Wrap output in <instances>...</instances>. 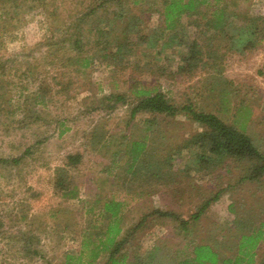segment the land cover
I'll return each mask as SVG.
<instances>
[{
  "label": "rangeland",
  "instance_id": "rangeland-1",
  "mask_svg": "<svg viewBox=\"0 0 264 264\" xmlns=\"http://www.w3.org/2000/svg\"><path fill=\"white\" fill-rule=\"evenodd\" d=\"M102 1L0 0V264H91L90 249L106 240L109 222L99 210L112 196L124 201L121 228L123 235L131 233L125 248L129 254L143 253L155 244L163 249L161 255L179 260L193 241L211 244L223 256H235L243 228L240 218L248 226L264 220V176L241 180L246 162L226 160L216 165L189 156L183 144L203 128L184 110L167 118L157 115L156 125L149 129L145 120L154 115L144 112L131 119L130 103L135 82L158 87L180 108L192 104L237 124L264 151V30L254 48L213 40V45L221 42L216 45L219 53L207 66L205 53L198 65L188 66L180 59L183 49L195 55L190 44L209 34L205 25L189 21L201 19V14L183 17L185 27L178 31L183 48L158 53L145 42L134 44L131 57L122 61L111 53L98 57L86 74L67 66L60 58L63 51L55 60L46 44L62 30H77L82 13ZM124 1L127 20L133 14L141 18L125 33L118 23L107 44L109 52L116 45L137 41L138 34L148 41L162 31V0H148L153 5L142 7ZM228 1V9L237 16L235 23L246 30L252 32L255 25L246 24L245 17L264 20V0ZM104 5L97 11L99 17L106 15L105 10L119 9L115 0ZM86 24L89 29L91 24ZM91 42L87 48L95 52L96 41ZM113 93L126 94L127 99H113L109 103L114 108H107L108 100L101 101ZM147 135L153 139L146 161L154 163L158 174L147 177L142 171L131 177L125 171L126 149ZM178 147L185 153L165 162ZM76 152L83 157L76 167H68L67 181L78 186V195L70 198L58 186L61 177L56 169ZM20 156L15 163L13 158ZM115 158H120V167L112 166ZM217 193L219 198L201 217L192 219ZM157 209L178 216H160ZM181 220L190 221L188 230ZM68 254L74 263L67 262ZM106 254L103 251L94 264H103ZM262 258L264 241L258 248L257 259Z\"/></svg>",
  "mask_w": 264,
  "mask_h": 264
},
{
  "label": "trees",
  "instance_id": "trees-1",
  "mask_svg": "<svg viewBox=\"0 0 264 264\" xmlns=\"http://www.w3.org/2000/svg\"><path fill=\"white\" fill-rule=\"evenodd\" d=\"M114 0H103L98 5H91L86 12L82 13L79 22L75 27L77 30L68 32L69 30H62L58 36H55L54 41L46 44L49 47V51L53 52L55 60L58 59V53L63 51L61 60L64 61L67 66L74 67L77 71L86 72V69L94 67V62L98 57L106 58L109 53L114 56L115 60L122 61L127 57H131L135 53L134 44L146 43V47L156 52H166L171 48L179 49L186 47L183 42V38L179 36L178 31L183 30L185 24L183 22L184 16H193L201 14V19H191L197 23V25H205V28L209 31L207 36L201 40L196 39L190 48H195L194 52L185 51L180 52V59L186 61L188 66L193 64L198 65L203 61V55L205 59L203 65L207 66L213 59L212 56L218 57V50L221 42L213 45V40H231L238 48L241 45L245 48H254L261 42V33L264 30V26H259L260 23H264L262 16H248L244 18L246 24L252 23L255 25V30H246L247 27H242L235 23L236 14L234 11H230L228 0H162V8H160V19L162 21V31L159 35H152V39L148 41L141 38L142 34H138L136 40L132 39L128 45H116L115 49L111 52L107 50V44L112 31L116 29L118 23L124 27V33L130 26H135L136 22L141 18V15H132V20H127L128 9L125 6L124 0H115L119 6L118 10H105L106 15L100 16L98 10L100 6H104L106 2H112ZM135 4H139L141 7L146 6V3L153 5L148 0H133ZM46 3V2H45ZM42 5H45L42 3ZM206 5V10H202V6ZM150 8V6H149ZM147 11V10H146ZM241 16V15H240ZM96 17L100 21L96 20ZM204 19V21H202ZM202 21V22H201ZM86 23H90L91 27L86 28ZM204 23V24H203ZM93 26V28H92ZM68 28V27H67ZM85 29H88V33ZM168 31V32H167ZM167 32V33H166ZM142 40H139V39ZM93 39L95 52L91 51V48H87ZM103 46H100V45ZM189 48V47H187ZM91 51V52H90ZM99 51L101 53H99ZM105 52V53H104ZM205 53V54H204ZM125 55V56H124ZM199 55V56H196ZM60 56V54H59ZM136 81V80H135ZM134 81V82H135ZM139 84V85H138ZM144 84V83H143ZM142 84V85H143ZM147 84V83H145ZM134 96L131 98V119H134L139 113H150L154 116L147 118L145 121L148 123V128L154 127L157 123V115H161L164 118L172 117L185 111L190 115L195 122H197L203 130L196 132L191 138L186 139L183 148H187V154L191 157H195L201 162H215L216 165H221L226 160H233L236 162H246L248 166H245L244 179H259L264 176V151L256 144L253 136H251L246 130L238 127L235 123H228L222 119L219 115L213 112H206L203 110H197L192 104L179 107L166 93L159 90L158 87L145 88L140 86V82H135ZM42 96L39 101L43 102ZM127 99L126 94L105 95L101 102L104 103L107 108H114V103L110 104L109 101H121ZM148 135L142 139L133 140L131 145L127 147L126 154L128 156L126 160L125 169L126 174L131 173L133 175L144 171L147 177L158 174V170L154 166V163L150 160L146 161V156L150 152ZM208 151V152H207ZM121 153V150L117 151V156ZM185 153L181 147L174 150L171 155L166 157L165 162L169 163L170 160L175 157H181ZM82 153H69L66 157V163L63 166H59L56 170L61 177L58 180V186L63 187V196L76 197L78 195V186L67 181L68 167H76L82 161ZM184 157V156H183ZM22 156L13 158L15 163H19ZM120 160V158L118 159ZM117 158L112 160V166H119ZM248 161V162H247ZM156 164H159L158 159L155 160ZM121 166V164H120ZM119 166V167H120ZM170 169L166 167V171ZM143 174V173H140ZM128 183V180L125 181ZM219 193L207 199L198 211L192 214V219L198 220L206 208L219 198ZM124 205L123 200H119L115 196L104 202L99 213L101 216H105L109 220L106 225V240H101L100 245L90 249V256L92 257L91 264H94L98 257L102 256L103 251H106V259L103 264H264V258L258 260V248L261 242L264 241V220H261L258 225L252 224L248 226L249 222H239L243 224L242 231L238 235L237 242V254L235 256H223L220 251L214 248L211 244L201 243L194 244L191 241L188 251L181 253L180 259L175 260L172 255H161L159 245H153L151 248L145 250L143 253L135 252L129 254L125 251L126 244L129 242L131 233L127 232L123 235L121 220H122V207ZM160 216H172L177 218L178 214L171 211L155 210ZM146 216L133 228L136 231L143 223ZM190 221L181 220V224L185 230H188V223ZM122 231V233H121ZM121 235V236H120ZM120 236L119 239L117 237ZM67 262L71 263L72 257L67 255ZM80 259V258H79ZM74 263V262H73ZM76 264V263H74Z\"/></svg>",
  "mask_w": 264,
  "mask_h": 264
}]
</instances>
